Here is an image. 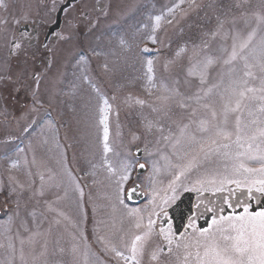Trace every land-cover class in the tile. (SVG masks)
Returning a JSON list of instances; mask_svg holds the SVG:
<instances>
[{
	"label": "rangeland",
	"instance_id": "374dc122",
	"mask_svg": "<svg viewBox=\"0 0 264 264\" xmlns=\"http://www.w3.org/2000/svg\"><path fill=\"white\" fill-rule=\"evenodd\" d=\"M126 4L114 26H66L35 85L0 84V264H153L162 201L264 186V0Z\"/></svg>",
	"mask_w": 264,
	"mask_h": 264
},
{
	"label": "flooded vegetation",
	"instance_id": "af4514ba",
	"mask_svg": "<svg viewBox=\"0 0 264 264\" xmlns=\"http://www.w3.org/2000/svg\"><path fill=\"white\" fill-rule=\"evenodd\" d=\"M127 2L0 0L1 87L24 90L35 85L50 67L53 47L69 36L66 26L78 38L96 27L114 26L131 14ZM143 156L141 150L136 174L139 163L146 168ZM184 193L192 194L189 204L186 201L173 219L169 210ZM145 199L144 195L138 204H129L139 205ZM157 207L153 264H264V241L258 234L264 235V186L250 187L235 180L189 186L170 204L162 201ZM252 232L258 234L255 241L244 236ZM206 250L207 260L201 257Z\"/></svg>",
	"mask_w": 264,
	"mask_h": 264
},
{
	"label": "water",
	"instance_id": "95a60500",
	"mask_svg": "<svg viewBox=\"0 0 264 264\" xmlns=\"http://www.w3.org/2000/svg\"><path fill=\"white\" fill-rule=\"evenodd\" d=\"M56 27V26H55ZM134 155L138 158L141 155V149H135L134 150ZM144 170L143 164H138L137 165V173H141ZM189 196L191 197L192 194L190 193H184L181 198L178 200V202L169 210L171 218H175L177 214L181 211L182 205L187 201H189ZM125 198L129 203H139L142 198H143V193L139 190V185L136 184L132 187H130L126 193H125ZM189 204V202H188Z\"/></svg>",
	"mask_w": 264,
	"mask_h": 264
}]
</instances>
